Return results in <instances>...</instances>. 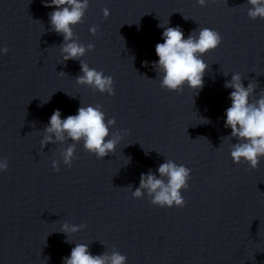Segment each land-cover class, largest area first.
Instances as JSON below:
<instances>
[{
    "label": "clouds",
    "instance_id": "9594fccd",
    "mask_svg": "<svg viewBox=\"0 0 264 264\" xmlns=\"http://www.w3.org/2000/svg\"><path fill=\"white\" fill-rule=\"evenodd\" d=\"M208 2L209 0H197L202 7ZM247 4L250 5L247 15L251 20L264 19V0H247ZM45 6L56 8L49 13V21L51 30L63 36V43L59 46L63 61L78 60L80 62L82 74L75 78L77 84L89 86L110 96L115 95L113 78L106 76L103 71L90 68L81 59L86 52L93 50L95 45L92 43L83 45L74 39L73 26L82 22L89 7V0H51ZM103 14L107 18L110 15L109 9L104 8ZM159 26L164 27L162 24ZM98 29L99 26H93L89 31L92 35H96ZM162 38L164 42L155 45V52L159 59L153 63L157 77H160V86L177 93L182 92L187 86L198 95L199 90L204 86L203 77L209 67L202 56L215 50L222 43L221 35L211 28H200L198 33L197 30H193L185 39L184 32L177 26L166 27ZM7 52V47L0 49L2 54ZM223 74L228 75V73ZM257 86V82L250 81L245 87L239 73H233L231 80L224 84L225 88L233 90L229 95L231 106L226 109L224 125L231 129V134L222 137V142L223 139L235 138L237 142L230 144L233 162L239 164L243 161L251 169H257L261 158L264 157V89L257 94L255 92ZM257 95L258 98H256ZM115 123V118L108 119L106 122L102 105L83 106L81 104L76 115H69L65 119H61V112L57 109L43 130L41 148L50 143L63 144L69 140L72 141L60 152L63 163L71 167L72 161L76 158V144L83 141L87 152L94 154L98 159H104L115 151L123 138L121 133L127 135L129 131L120 129L110 133V128ZM110 135L111 138H109ZM129 160L130 158L127 163ZM52 167L55 171H60L57 160L52 161ZM7 169V159L0 158V172ZM157 171L159 175L151 170L147 174L141 173L139 187L132 192L133 198L142 199L147 195L155 206L183 208L186 201L182 196V190H187L189 187L191 169L168 159L159 165ZM128 187L131 188V185ZM85 227L84 224L72 225L65 222L60 232L66 234V242L72 243L68 237ZM88 245L76 243L70 256L63 258V264H126L127 257L119 251L113 250L111 253L104 251L93 255Z\"/></svg>",
    "mask_w": 264,
    "mask_h": 264
}]
</instances>
